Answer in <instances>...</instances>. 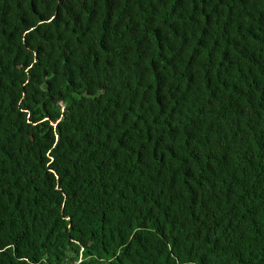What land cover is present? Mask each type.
Segmentation results:
<instances>
[{
    "label": "trees",
    "instance_id": "trees-1",
    "mask_svg": "<svg viewBox=\"0 0 264 264\" xmlns=\"http://www.w3.org/2000/svg\"><path fill=\"white\" fill-rule=\"evenodd\" d=\"M264 264V0H0V264Z\"/></svg>",
    "mask_w": 264,
    "mask_h": 264
},
{
    "label": "rangeland",
    "instance_id": "rangeland-1",
    "mask_svg": "<svg viewBox=\"0 0 264 264\" xmlns=\"http://www.w3.org/2000/svg\"><path fill=\"white\" fill-rule=\"evenodd\" d=\"M78 260H79V256H77V260H75L74 263H72V264H75Z\"/></svg>",
    "mask_w": 264,
    "mask_h": 264
}]
</instances>
